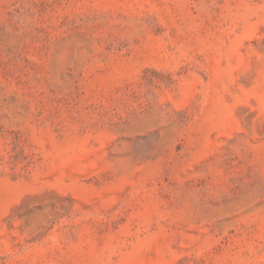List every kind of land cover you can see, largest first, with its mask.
<instances>
[{
    "label": "rangeland",
    "instance_id": "obj_1",
    "mask_svg": "<svg viewBox=\"0 0 264 264\" xmlns=\"http://www.w3.org/2000/svg\"><path fill=\"white\" fill-rule=\"evenodd\" d=\"M0 264H264V0H0Z\"/></svg>",
    "mask_w": 264,
    "mask_h": 264
}]
</instances>
